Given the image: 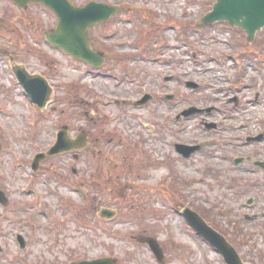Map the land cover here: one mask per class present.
<instances>
[{
    "label": "rangeland",
    "instance_id": "1",
    "mask_svg": "<svg viewBox=\"0 0 264 264\" xmlns=\"http://www.w3.org/2000/svg\"><path fill=\"white\" fill-rule=\"evenodd\" d=\"M69 1L122 10L90 30L106 55L100 70L45 42L58 24L47 8L0 0V264H226L188 226L184 207L245 263L264 264V171L254 165L264 162V31L250 46L228 25L199 27L214 0ZM4 51L48 79L47 110L29 104ZM145 95L153 99L137 106ZM191 108L204 112L178 118ZM64 127L73 139L84 133L83 151L34 172L36 154ZM179 144L201 149L186 160ZM106 209L113 219L102 218ZM139 239L154 240L163 263Z\"/></svg>",
    "mask_w": 264,
    "mask_h": 264
},
{
    "label": "water",
    "instance_id": "2",
    "mask_svg": "<svg viewBox=\"0 0 264 264\" xmlns=\"http://www.w3.org/2000/svg\"><path fill=\"white\" fill-rule=\"evenodd\" d=\"M20 7H26L29 3L43 4L52 10L58 17V26L50 34L47 40L55 47L65 50L67 53L90 64L93 68H100L104 64V55L98 54L90 47L89 29L109 21L115 15L116 9L107 5L90 3L84 8H76L68 0H13ZM216 23H228L247 33V39L253 44L259 32L264 30V0H215L210 11L199 25H214ZM14 72L26 89L33 103L43 108L50 95L47 82L40 76L30 77L22 68H14ZM197 112L187 111L185 116ZM83 136L77 141L68 139L66 132H61L56 146L49 153L56 155L62 152L81 149L85 146ZM186 149H190L185 153ZM186 158L190 157L198 148L179 146L178 149ZM43 156L38 157L36 166ZM4 202V195L0 193V203ZM251 203V202H250ZM187 220L198 234L208 240L223 256L227 264H245L236 250L218 234L215 230L195 212H184ZM109 217L112 214H108ZM150 245L158 261L163 263L164 254L154 240L142 241ZM80 264H113L111 260H98L94 262H82Z\"/></svg>",
    "mask_w": 264,
    "mask_h": 264
},
{
    "label": "flooded vegetation",
    "instance_id": "3",
    "mask_svg": "<svg viewBox=\"0 0 264 264\" xmlns=\"http://www.w3.org/2000/svg\"><path fill=\"white\" fill-rule=\"evenodd\" d=\"M9 56H10V58H11V61H14V55L10 54ZM123 59H124V58H123ZM121 60H122V59H119V60L117 59V61H121ZM14 62H15V61H14ZM117 63H118V62H117ZM32 74H34V73H32ZM168 97H169V96H167V99H168ZM152 99H153V97L151 96V98L149 99V101H151ZM172 99H173V96L170 95V100H172ZM149 101L147 102V104L149 103ZM122 103L124 104V103H126V101H123ZM116 104L119 105L120 103L117 101ZM147 104H146V105H147ZM68 130H69V132L71 133V131H70V127H68ZM244 161H245V160H244ZM249 162H250V161H249ZM0 252H2V250H1ZM3 252H4V251H3Z\"/></svg>",
    "mask_w": 264,
    "mask_h": 264
}]
</instances>
